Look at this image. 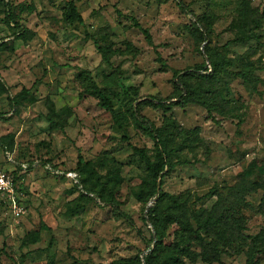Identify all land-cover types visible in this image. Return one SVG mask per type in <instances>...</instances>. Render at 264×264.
Masks as SVG:
<instances>
[{
    "label": "rangeland",
    "instance_id": "rangeland-1",
    "mask_svg": "<svg viewBox=\"0 0 264 264\" xmlns=\"http://www.w3.org/2000/svg\"><path fill=\"white\" fill-rule=\"evenodd\" d=\"M241 1L181 0L185 14L174 0H0V43L13 45L12 52L0 49V82L7 88L0 92V174L11 180V192L0 194V264H110L148 253L153 233L144 219L154 199L135 197L148 174L131 147L151 160L155 151L133 124L128 101L154 97L176 105L167 114L142 105L141 115L157 128L174 121L181 130H162L176 165L161 190L181 195L188 213L208 212L221 197V209L244 218L238 242L219 244L218 255L208 253L205 261L182 258L181 264H246L247 254L252 264H264V0H250L253 13L246 17L238 13ZM69 2L82 24L64 17ZM14 21L34 34L31 41L13 40ZM250 33L260 43L236 41ZM104 34L116 51L111 69L90 40ZM210 58L221 65L189 83L210 90L203 95L211 116L200 104H179L172 81L174 72ZM89 77L122 115L123 129L84 88ZM68 173L85 180V190L93 184L92 200ZM240 182L249 191L234 201L228 188ZM110 191L131 225L110 206ZM14 206L24 213L14 216ZM176 230H167L166 245ZM191 250L202 255L197 246Z\"/></svg>",
    "mask_w": 264,
    "mask_h": 264
},
{
    "label": "trees",
    "instance_id": "trees-1",
    "mask_svg": "<svg viewBox=\"0 0 264 264\" xmlns=\"http://www.w3.org/2000/svg\"><path fill=\"white\" fill-rule=\"evenodd\" d=\"M176 6L182 13L186 14L185 7L183 6L181 0H174ZM8 18L11 15L10 10H7ZM238 13L241 16L246 17V15H252L253 10L250 8V0H242L238 9ZM64 17L69 22H77L82 24V18L77 12L76 7L72 2H69L67 8L63 13ZM210 24L215 20L214 16L211 14L207 17ZM260 19L254 20V29H258L260 24ZM14 27L17 32L13 36L14 41H21L23 44L31 41L34 34L29 30L25 29L22 25L17 22H13ZM133 26L136 27L143 35L149 46H153L151 37L147 30L142 29L140 25L133 20ZM108 35L104 34L99 40L95 38H90L93 41L94 47L98 55H100L101 62L108 69H111V58L116 55V51L112 48L111 43H108ZM261 37L255 36L254 34H248L241 39L236 40L239 43H245L249 40H254L260 43ZM227 45V44H226ZM264 49V44H260ZM0 49L8 52L13 51L12 43H0ZM221 65L219 59H211L207 63L195 65L192 69L183 70L181 72H174L172 75V81L175 86H178V92L175 94L174 98L177 99L179 104L187 103H197L205 108L207 113L211 116V109L209 104L204 100L203 94H211L210 90L207 88L202 92L200 86L191 87L190 81L193 79H200L204 75L210 76L212 71H215L216 67ZM113 72V70H111ZM111 71L106 74L111 75ZM86 86L84 87L89 91V94H93L98 99V105L105 110L111 117L112 121L118 125V127L123 129V118L122 115L117 114L113 110L111 103L107 95L103 92V88L99 86L91 77L87 78ZM7 88L0 82V92H5ZM124 95L128 96L127 91L123 92ZM10 103L14 104L11 100ZM130 105V117L133 124L139 130L143 131L152 141L154 147V159L151 160L147 156L143 149L136 147H131L132 153L138 157V159L144 164L145 170L148 174L147 181L144 182V187L140 189L138 193L135 194L136 199L145 200L154 199V202L150 207L147 208L146 217L144 219L152 230V235L147 241L148 253L143 256L140 260L138 256L135 258L122 259L118 261L111 262L110 264H181V259L186 258L190 261H195L200 258L202 261L206 260V255L210 253L212 256L218 255L217 247L221 244L224 247H229L231 244L238 242V235L243 229L244 218L242 215H234L231 213L234 208H222L220 207L223 199L220 197L216 203L212 206L211 210L206 212L203 209L198 211L192 210L190 213L187 212L184 203L181 201V195H170L161 190L163 185V178L170 172L176 164L172 163L169 158L170 150L168 147V137L163 134V129H166V133L174 135L175 131L180 132L176 122L166 121L164 126L166 128H157L149 120L143 117L140 113V107L142 105L152 107L156 110H160L162 113L167 114L172 110V107L176 105L175 101L166 102L159 100L157 98H148L136 103L134 100L129 99ZM50 127H56L57 122L48 119ZM190 132V131H189ZM186 132V133H189ZM182 133H185L182 131ZM124 141L127 139L124 137ZM77 169L79 172L84 174L85 163L82 158L78 157ZM78 177V184L81 186V192L86 195L88 200H92L95 194V188L93 184L88 190L84 189L85 180H81ZM116 178L111 177V181H115ZM98 183V180H95ZM160 183V189L157 191V183ZM103 185L107 184L102 182ZM249 191V188L240 182L230 188H228L229 194L233 195L234 201L241 197L245 192ZM98 192V191H97ZM114 194L109 192V203L112 209L115 210L117 217L124 219L128 224H132L130 218L120 212L118 207L115 206ZM201 199L196 198L194 201L199 202ZM80 209V207H79ZM176 226L177 230L174 232V239L172 243L165 244V239L167 238V230L171 226ZM206 236L210 237V241H206ZM192 246H197L202 251V255L191 250ZM246 264H252L251 256L249 254ZM73 264H76L74 261ZM88 264V263H86Z\"/></svg>",
    "mask_w": 264,
    "mask_h": 264
},
{
    "label": "built area",
    "instance_id": "built-area-1",
    "mask_svg": "<svg viewBox=\"0 0 264 264\" xmlns=\"http://www.w3.org/2000/svg\"><path fill=\"white\" fill-rule=\"evenodd\" d=\"M21 168L23 170H26L27 166L22 164ZM47 169H49V167H47ZM67 177L71 181H73L75 184L78 183L76 174L68 173ZM5 192H11V180L9 179V177H6L5 175L0 174V194L5 193ZM23 213H24V209L21 206H14V209H13L14 216L19 217Z\"/></svg>",
    "mask_w": 264,
    "mask_h": 264
},
{
    "label": "water",
    "instance_id": "water-1",
    "mask_svg": "<svg viewBox=\"0 0 264 264\" xmlns=\"http://www.w3.org/2000/svg\"><path fill=\"white\" fill-rule=\"evenodd\" d=\"M160 189V183H157V191Z\"/></svg>",
    "mask_w": 264,
    "mask_h": 264
}]
</instances>
